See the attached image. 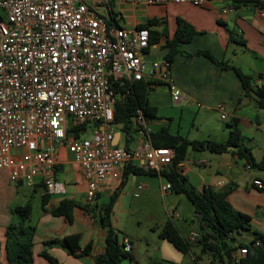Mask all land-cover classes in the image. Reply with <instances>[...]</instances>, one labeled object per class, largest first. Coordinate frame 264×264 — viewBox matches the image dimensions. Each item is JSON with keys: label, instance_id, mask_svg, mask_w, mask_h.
I'll return each instance as SVG.
<instances>
[{"label": "built area", "instance_id": "2783aa9c", "mask_svg": "<svg viewBox=\"0 0 264 264\" xmlns=\"http://www.w3.org/2000/svg\"><path fill=\"white\" fill-rule=\"evenodd\" d=\"M220 10L233 14L236 5L224 3ZM150 33L148 27L124 24L110 0H0V168L8 171L11 182L34 186L39 179L47 193L66 194V184L56 175V153L62 145L79 165L89 206L110 179L122 180L131 163L161 175L172 163L175 148L153 143L144 108L136 109L126 128L136 135V146L114 143L116 103L126 99L136 82H164L174 101L182 99L170 61L163 56L145 58L153 45ZM218 109L224 112L225 104ZM83 124L94 126L91 137L80 136L86 128H80L79 135L69 133ZM252 184L264 190V178H253ZM162 191H172L169 181L162 184ZM169 214L177 216L173 210ZM199 237L195 230L188 236L192 241ZM120 243L125 251L132 250L128 237ZM259 244L257 240L255 245ZM247 252L246 246H238L233 259L238 261Z\"/></svg>", "mask_w": 264, "mask_h": 264}, {"label": "crops", "instance_id": "0c3cea01", "mask_svg": "<svg viewBox=\"0 0 264 264\" xmlns=\"http://www.w3.org/2000/svg\"><path fill=\"white\" fill-rule=\"evenodd\" d=\"M230 2L232 0H210V3L205 6H195L190 3L145 4L140 2L132 4L110 0V5L114 12L120 15L124 24L148 27L150 31L157 30L163 33L158 41L152 42V47L148 49L149 56L157 55L168 49L165 47L166 41L174 34L178 17L192 24L197 33L191 41L180 45L181 51L175 55L170 66L173 79L182 91V99L174 102L181 113L184 110L196 111V113L203 110L204 114L219 112L221 118L226 121V127L209 125L208 130L203 131L200 136L190 138L183 135L180 132L179 123L174 125L173 119L161 115V112L166 111L172 104L168 86L161 81L155 83L149 81L148 100L150 105L157 109L156 117L149 118L152 133L162 127H168L171 133L180 134L190 140L226 141L229 137L227 122L237 117L242 131L243 144L251 149L256 161H261L264 157V107L258 105L255 94L246 93L243 90L241 80L233 69L222 68L204 55H195L198 49L210 50L218 59L239 66L244 72L252 75L254 77L252 87L256 88L264 84L263 12L255 3L239 2L236 4L235 13L223 14L220 10L221 5ZM152 18H157L159 21L148 25V20ZM220 103L225 104L224 112L218 109ZM223 113L226 118L222 117ZM88 126L94 128L93 125ZM126 128L123 123L115 122L114 143L135 147L137 137L135 134H130ZM220 135H223L222 138ZM233 149L234 147L230 146L227 151L212 152L208 149L189 147L185 158L179 162L178 169L199 191L204 187L226 191V198L231 206L251 216L249 229L235 236L236 242L239 243L250 241L256 233L264 235V190L252 184L253 178H264V169L251 167L246 159L240 157ZM69 153V149L63 145L58 147L56 153L58 162L56 175L58 179L59 173L63 175L64 180L62 181L67 187L64 195L47 193L39 179L34 186L15 184L10 181L8 171L0 168V264H8L5 249L6 227L17 220L13 211L15 206L23 205L21 204L23 199L19 197L20 185L34 191L30 200L33 209L28 222L34 226L33 264H50L41 254L44 249L57 258L60 264L94 263L95 257L104 253L106 248L107 228L102 225L99 213L116 191L118 193L110 216L115 229L120 227L118 213H129L133 198L143 199L153 196L156 190L162 196L174 192V190L165 193L162 191V184L167 180L162 174L153 170L130 171L126 175L124 171L122 180L110 179L108 181L95 203L91 205L94 211L88 212L85 208L87 205L85 201L86 181L79 165L74 157H69ZM128 166L138 168L134 163ZM68 185L73 187L71 192L68 191ZM38 190L41 195V204L39 210H36L34 198ZM43 194H47V210L42 208ZM179 194L184 195V193ZM104 196L108 198V201L100 203V199ZM64 199L75 202L72 207L71 220L65 215H54L51 212ZM180 201L179 198L177 203ZM168 205H171L167 209L170 216L169 211H175L177 204L169 202L166 207ZM194 214L198 216L195 211ZM177 217L183 220L179 214ZM176 226L184 237H188L191 231L197 230V226L192 225L188 232L183 234L179 226L177 224ZM248 230L253 233L250 238L245 235ZM74 233L81 235V249L88 243L92 244L90 254L74 256L61 242L44 244L47 240L62 239ZM123 237H128L132 241L129 235ZM161 248L162 258L155 261L163 262L162 259L172 256L174 260L180 261L184 255L164 239H162ZM130 252L133 255L137 254L133 241Z\"/></svg>", "mask_w": 264, "mask_h": 264}, {"label": "trees", "instance_id": "16d2710c", "mask_svg": "<svg viewBox=\"0 0 264 264\" xmlns=\"http://www.w3.org/2000/svg\"><path fill=\"white\" fill-rule=\"evenodd\" d=\"M235 5L239 2L255 3L264 11V0H232ZM159 19L152 18L148 20V25L157 23ZM146 26V25H140ZM150 41L156 42L163 34L157 30L150 31ZM197 33L196 29L185 19L178 17L177 26L172 37L168 38L165 47L168 51L163 55L170 63L173 62L175 55L180 52V45L189 42ZM195 55H204L210 58L214 63L222 68L233 69L241 80L243 90L246 93L252 92L257 98L258 105L264 107V84L252 87L254 77L242 70L241 67L230 64L225 60H220L214 56L210 50L198 49ZM149 81L141 80L134 84L132 92L123 101H118L115 107V122L123 123L128 126L136 109L142 107L146 111L148 118H155L157 109L150 105L148 100ZM229 137L226 141L217 140H190L180 134H173L168 127L153 132L151 137L155 145L172 146L175 148V156L172 163L165 168L161 174L172 185V190L184 195L191 201L195 213L200 220V237L192 241L184 237L176 224L168 219L160 228L159 237L170 242L175 248L183 254L193 253V247L200 245L203 252H213V257L208 264H264V235L256 233L250 241L236 242L235 236L241 231L249 229L251 216L234 209L228 202L226 191H216L211 187H204L199 191L192 185L185 175H182L178 169L179 162L185 158L188 148L208 149L212 152L227 151L230 146L233 150L245 158L248 164L254 168L264 169V157L261 161H256L251 149L243 144L242 131L237 117L231 118L228 122ZM86 125L78 127L73 126L69 133L79 135L78 130L85 129ZM143 169L127 166L125 175L130 172H140ZM117 191L113 193L109 201L103 205L99 213V219L104 227L107 228L106 248L104 253L95 257L91 264H121L125 257L132 258L131 252L124 250L120 243L116 229L111 222V212ZM47 194L42 196V208L46 209ZM75 205L73 200L64 199L58 207L51 212L54 215H65L72 219V207ZM88 212L94 211L93 207L85 205ZM33 205L31 201L25 205H17L14 208L16 221L8 224L6 227L5 249L8 264H33V234L34 226L30 225L29 219L32 213ZM231 233V234H230ZM80 234L74 233L66 235L62 239H50L44 242L45 245L61 242L66 250L74 256H84L91 252L92 244L88 243L84 248L80 247ZM259 240L260 244L255 245ZM238 246H246L247 254L235 261L232 256L233 250ZM80 250V252H79ZM51 264H60L57 258L52 256L46 249L41 253ZM200 256L194 257L198 260ZM152 264H164L162 261H155Z\"/></svg>", "mask_w": 264, "mask_h": 264}, {"label": "rangeland", "instance_id": "374dc122", "mask_svg": "<svg viewBox=\"0 0 264 264\" xmlns=\"http://www.w3.org/2000/svg\"><path fill=\"white\" fill-rule=\"evenodd\" d=\"M148 65L149 63H147V66ZM171 101L172 104H170V107L167 108L166 111L161 112V115H163V117L169 116L166 118L173 119L174 125L179 123L180 132L185 136H189L190 138L200 136L203 131L208 130L209 125H221V127H226V121L221 118L219 112L204 114L202 113L203 110H200L198 113H196V111L190 112L184 110L183 113H181V110L175 104L174 100L172 99ZM85 127L86 130L82 131L80 136L83 138L91 137L93 128L87 125ZM220 136L222 138L223 135ZM69 157H73V153L71 151L69 153ZM58 176L59 180H64L61 173H59ZM19 188V197L23 199V203L21 204L25 205L31 200V196L34 194V191L28 190L26 186L22 185H20ZM72 190L73 187L68 185V191L71 192ZM179 198L181 201L180 203H177ZM133 199L134 200L132 201L129 213H118L117 216L120 219V227H117L118 229H116V231L120 242L124 238V235H129L132 238L137 254L133 255L131 253L132 258H123L121 264H152L156 259L160 260L162 258L161 254H163L161 248L162 238H160L158 234L161 226L168 219H171L175 224H177L183 234H186L192 225H196L198 231L200 229V222L198 220L199 217L197 216V218L194 214L193 204L186 196L180 195L176 191L167 194V196H162V194L159 195L158 190H156L153 196L143 199L135 197ZM107 201L108 198L106 196L100 199V203H106ZM34 202V208L39 210L41 204V195L39 190L37 191L36 198H34ZM169 202L177 204L175 212L179 214L183 220H180L177 216L170 218L167 213V209L171 205L166 207V204H169ZM185 221H187V223H185ZM246 232L247 234L245 235L247 238L253 236L251 231L248 230ZM195 255L200 256V258L195 260ZM212 257L213 252H203L200 245H195L193 247V253L189 252L182 255L180 261L174 260L173 256L162 260L164 264H208Z\"/></svg>", "mask_w": 264, "mask_h": 264}, {"label": "water", "instance_id": "95a60500", "mask_svg": "<svg viewBox=\"0 0 264 264\" xmlns=\"http://www.w3.org/2000/svg\"><path fill=\"white\" fill-rule=\"evenodd\" d=\"M167 50H168V49H165V50L159 52L157 55H154V56L146 55L145 58L148 59V60H155L156 58H159V57H161L163 54H165V52H166Z\"/></svg>", "mask_w": 264, "mask_h": 264}]
</instances>
